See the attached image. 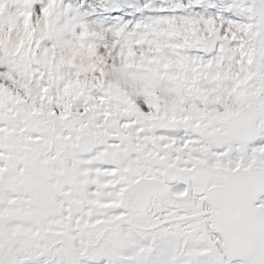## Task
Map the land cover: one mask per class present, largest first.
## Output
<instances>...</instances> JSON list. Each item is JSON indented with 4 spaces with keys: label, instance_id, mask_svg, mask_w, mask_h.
Returning a JSON list of instances; mask_svg holds the SVG:
<instances>
[{
    "label": "snow or ice",
    "instance_id": "obj_1",
    "mask_svg": "<svg viewBox=\"0 0 264 264\" xmlns=\"http://www.w3.org/2000/svg\"><path fill=\"white\" fill-rule=\"evenodd\" d=\"M0 264H264V0H0Z\"/></svg>",
    "mask_w": 264,
    "mask_h": 264
}]
</instances>
